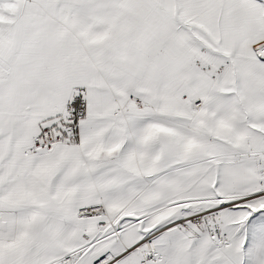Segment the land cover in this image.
<instances>
[{"label": "snow or ice", "instance_id": "1", "mask_svg": "<svg viewBox=\"0 0 264 264\" xmlns=\"http://www.w3.org/2000/svg\"><path fill=\"white\" fill-rule=\"evenodd\" d=\"M0 264H264V0H0Z\"/></svg>", "mask_w": 264, "mask_h": 264}]
</instances>
